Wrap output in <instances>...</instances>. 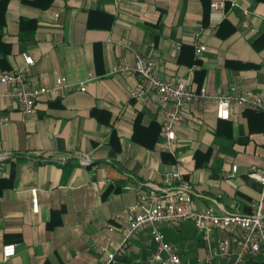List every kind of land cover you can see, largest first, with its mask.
<instances>
[{
    "label": "crops",
    "instance_id": "0c3cea01",
    "mask_svg": "<svg viewBox=\"0 0 264 264\" xmlns=\"http://www.w3.org/2000/svg\"><path fill=\"white\" fill-rule=\"evenodd\" d=\"M233 1L123 0V19L115 17L114 0L8 1L0 12V75L23 67L27 54L35 85L51 87L64 76L70 86L41 99L26 120L0 84V264H104L98 249H117L136 202L133 188L165 187L177 162L160 148L172 104L161 105L156 94L133 97L138 76L114 72L133 64L136 51L152 56L165 80L264 100V0L249 6V27L241 10L248 6ZM215 2L225 8L213 10ZM196 41L207 48L199 56ZM248 109L235 105L221 119L211 100L186 108L175 142L185 159L182 180L194 192L189 209L249 215L261 200V185L247 174L253 166L264 171V115ZM156 226L192 263L232 236L215 230L208 246L191 220ZM151 232H136L115 264L149 258ZM8 244L17 253L4 261ZM244 264H264V256Z\"/></svg>",
    "mask_w": 264,
    "mask_h": 264
},
{
    "label": "built area",
    "instance_id": "2783aa9c",
    "mask_svg": "<svg viewBox=\"0 0 264 264\" xmlns=\"http://www.w3.org/2000/svg\"><path fill=\"white\" fill-rule=\"evenodd\" d=\"M122 1L114 0V11L117 19H123ZM239 1L248 7H241L246 18L245 27H249L251 11L249 6L253 0H235L232 6H239ZM213 10H223L225 2H215L211 5ZM199 39L200 33L196 34ZM196 54L199 56L207 50L205 45L194 42ZM180 48V45H177ZM134 63L128 62L117 65L115 73L133 74L140 80V89L132 93L133 97H145L156 94L161 105L172 104V108L164 114L162 129V141L160 148L176 157V169L165 175V187L144 188L137 185L133 188L136 194V202L128 208L125 214V229L121 241L114 252L106 247L98 250L103 255L104 264H115L122 257L136 232L146 226H152V243L155 251L146 260L137 259L133 264H214L219 260L221 264H244L249 258L264 256V171L256 166L250 168L248 177L258 182L262 187V198L254 206L249 215L226 214L218 215L211 209L191 210L194 192L190 185L182 180L180 168L185 159L177 154L176 128L184 119L186 108L197 100H211L218 106V117L229 119L232 108L237 105L243 108L264 110V100L260 96H250L245 93L237 94H209L206 88L193 90L183 81H168L158 75L156 60L139 51L134 53ZM23 67L3 72L0 75V84L6 86L5 94L17 102L24 118L27 120L36 113L38 102L44 97L51 98L70 86L64 76L56 78L51 87L38 86L32 82V68L35 60L30 55H24ZM81 90L85 91V83H81ZM7 122H4L6 125ZM89 159L82 158L81 164L88 165ZM236 167L229 177H234ZM32 205L34 212L39 211L38 192H32ZM191 220L196 228L203 234V240L210 246L215 230L232 232V236H225L217 240V246L211 248L205 257L198 259L196 263L184 260L180 256L179 249L167 242L160 229L159 223L180 224ZM17 253L15 244L5 245L3 248V260L8 261Z\"/></svg>",
    "mask_w": 264,
    "mask_h": 264
},
{
    "label": "trees",
    "instance_id": "16d2710c",
    "mask_svg": "<svg viewBox=\"0 0 264 264\" xmlns=\"http://www.w3.org/2000/svg\"><path fill=\"white\" fill-rule=\"evenodd\" d=\"M8 1L9 0H0V12H3V11H5L6 10V8H7V5H8ZM25 23H29V24H31V23H33L32 21H23V23H22V25L23 24H25ZM1 36H2V33L0 32V38H1ZM246 112H248V113H253V114H256V115H264V112L263 111H256V110H253V109H248V110H246Z\"/></svg>",
    "mask_w": 264,
    "mask_h": 264
}]
</instances>
